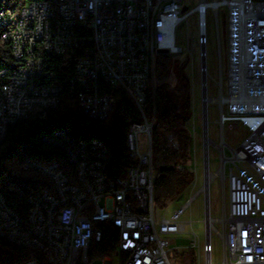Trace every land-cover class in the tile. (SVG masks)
Listing matches in <instances>:
<instances>
[{
    "label": "built area",
    "instance_id": "built-area-1",
    "mask_svg": "<svg viewBox=\"0 0 264 264\" xmlns=\"http://www.w3.org/2000/svg\"><path fill=\"white\" fill-rule=\"evenodd\" d=\"M183 2L25 0L14 7L11 0H0V41L12 55L9 63L4 59L0 64V143L11 126L35 110L58 108L66 89L77 97L85 115L105 120L114 99L104 88H122L141 116L130 123L127 133V156L136 164L126 177L110 174L114 154L100 139L80 137L69 127L45 135V142L67 153L72 176L59 162L27 158L25 169L48 177L53 191L44 188L28 196L22 217L0 190V240L19 250H36L46 264H93L95 259L101 264H173L171 237L186 229L183 214L191 201L170 215H158L152 139L156 108L150 118L146 106L156 87L158 54L183 53L176 42L177 28L196 16L203 107L200 192L207 199L208 178L220 174L226 203L221 231L205 230L200 263L264 264V0H200L186 9ZM221 8L226 21V76L221 85L219 78L215 81L218 93L211 97L208 11L215 17L223 69ZM212 102L219 107L218 143L209 133ZM235 122L247 134L236 147L224 137V127L229 124L232 129ZM168 140L172 149L179 148L173 134ZM211 146L221 153L217 173L211 170ZM103 224L118 228L117 245L112 255L92 259L90 246L102 241ZM214 236L222 241L219 262L214 259ZM3 264L43 260L33 256Z\"/></svg>",
    "mask_w": 264,
    "mask_h": 264
},
{
    "label": "trees",
    "instance_id": "trees-1",
    "mask_svg": "<svg viewBox=\"0 0 264 264\" xmlns=\"http://www.w3.org/2000/svg\"><path fill=\"white\" fill-rule=\"evenodd\" d=\"M25 0H11L19 7ZM4 59L12 60L9 46L0 41V64ZM187 61H178L172 55L159 53L156 60V87L151 93L146 114L152 118L156 108V121L153 128V159L157 171L155 180V205L159 211L168 209L189 187L193 173L186 167L190 156L192 136L188 122L193 115L190 79L186 72ZM176 72L178 81L172 85L168 77ZM112 94L113 109L105 120H97L85 115L79 100L69 90L62 94L61 103L56 109L35 110L29 118L9 129L6 139L0 143V190L9 198L15 209L26 217L27 197L41 189L53 191L52 181L38 171L25 169L27 158L43 164L59 162L68 173L73 167L67 153L43 140L47 134L69 127L73 133L83 138H98L113 152L114 161L110 169L112 176L126 177L128 169L136 162L127 156V133L130 123L141 119L134 101L122 89L104 88ZM177 139L179 148L172 149L168 134ZM181 165L182 168L177 166ZM70 175L72 176V174ZM102 241H94L90 246V258H103L113 254L117 245L118 228L103 224ZM36 250H19L0 240V264L16 259L39 256L46 264L44 256ZM173 264H197L192 248L182 253L169 251Z\"/></svg>",
    "mask_w": 264,
    "mask_h": 264
},
{
    "label": "rangeland",
    "instance_id": "rangeland-1",
    "mask_svg": "<svg viewBox=\"0 0 264 264\" xmlns=\"http://www.w3.org/2000/svg\"><path fill=\"white\" fill-rule=\"evenodd\" d=\"M200 0H184L183 4L186 8H193ZM220 31L221 45L223 55V69L219 67V52L217 41V30L215 17L212 10L208 11V68L210 75L209 94L211 97L217 96L218 86L215 81L219 78V84H223L226 76V51H227V36H226V21L225 11L221 8L220 15ZM198 29L196 16L189 17L186 21L179 24L176 33L177 45L183 48V53L173 55L178 61H187L186 72L190 79V88L192 95V110L193 115L187 126L192 136L190 156L186 163V167L193 173V181L189 187L181 194V196L166 210L158 211V215H170L172 211L188 205L183 214V220L187 222L186 229L175 236L171 237V246L176 253H182L192 248L195 252L197 264H201L203 260V251L201 245L205 239V230L217 229L221 231L224 225L223 211L226 208L224 203V187L220 174L211 175L208 178L210 184V193L207 199L200 189L204 184L203 173V157H202V125H203V107H202V90H201V74L199 71L200 47L198 45ZM169 82L174 86L178 77L176 72H173L168 77ZM157 83V81H156ZM219 107L217 102L209 104V133L211 138L216 142L221 140V124L219 123ZM231 129L229 124L224 127L225 140L231 146H238L246 138V130L244 126L235 122ZM228 154V152H227ZM211 170L217 173L221 164V153L214 147L210 149ZM219 175V176H217ZM194 199H192V197ZM192 199V200H191ZM214 218L213 222H209L210 218ZM214 259L216 262L222 259V241L220 237L214 236ZM197 244V246H194ZM101 260L95 259L93 264H101Z\"/></svg>",
    "mask_w": 264,
    "mask_h": 264
},
{
    "label": "bare ground",
    "instance_id": "bare-ground-1",
    "mask_svg": "<svg viewBox=\"0 0 264 264\" xmlns=\"http://www.w3.org/2000/svg\"><path fill=\"white\" fill-rule=\"evenodd\" d=\"M213 221H214V219H213V218L209 219V222H213Z\"/></svg>",
    "mask_w": 264,
    "mask_h": 264
},
{
    "label": "water",
    "instance_id": "water-1",
    "mask_svg": "<svg viewBox=\"0 0 264 264\" xmlns=\"http://www.w3.org/2000/svg\"><path fill=\"white\" fill-rule=\"evenodd\" d=\"M161 52H165V51L161 50Z\"/></svg>",
    "mask_w": 264,
    "mask_h": 264
}]
</instances>
